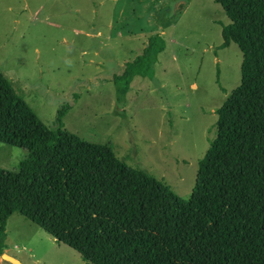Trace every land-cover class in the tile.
I'll return each mask as SVG.
<instances>
[{"label":"trees","instance_id":"16d2710c","mask_svg":"<svg viewBox=\"0 0 264 264\" xmlns=\"http://www.w3.org/2000/svg\"><path fill=\"white\" fill-rule=\"evenodd\" d=\"M229 19L219 48L242 53L240 82L215 110L216 135L187 199L127 165L107 144L47 127L0 70V142L24 148L0 167V254L18 212L92 264H264V0H213ZM158 32L114 73L122 106L135 76L153 78Z\"/></svg>","mask_w":264,"mask_h":264},{"label":"rangeland","instance_id":"374dc122","mask_svg":"<svg viewBox=\"0 0 264 264\" xmlns=\"http://www.w3.org/2000/svg\"><path fill=\"white\" fill-rule=\"evenodd\" d=\"M228 22L213 0H0V70L47 127L71 104L63 129L187 199L215 110L240 82V49L219 48ZM154 32L166 43L153 78L135 76L121 106L111 77ZM26 155L0 142V167ZM4 244L20 264H92L18 212ZM0 264L12 263L0 254Z\"/></svg>","mask_w":264,"mask_h":264},{"label":"water","instance_id":"95a60500","mask_svg":"<svg viewBox=\"0 0 264 264\" xmlns=\"http://www.w3.org/2000/svg\"><path fill=\"white\" fill-rule=\"evenodd\" d=\"M1 258L8 260L12 264H20V262L15 259L13 256L6 254L5 252L1 254Z\"/></svg>","mask_w":264,"mask_h":264}]
</instances>
